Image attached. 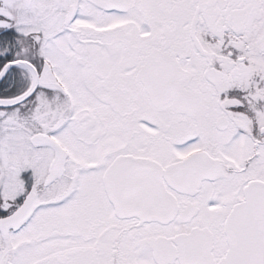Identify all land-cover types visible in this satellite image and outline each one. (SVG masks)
I'll return each instance as SVG.
<instances>
[{
    "label": "snow or ice",
    "instance_id": "6c2138e0",
    "mask_svg": "<svg viewBox=\"0 0 264 264\" xmlns=\"http://www.w3.org/2000/svg\"><path fill=\"white\" fill-rule=\"evenodd\" d=\"M0 264H264V0H0Z\"/></svg>",
    "mask_w": 264,
    "mask_h": 264
}]
</instances>
